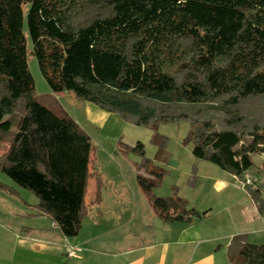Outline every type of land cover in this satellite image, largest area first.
I'll use <instances>...</instances> for the list:
<instances>
[{"label":"trees","instance_id":"1","mask_svg":"<svg viewBox=\"0 0 264 264\" xmlns=\"http://www.w3.org/2000/svg\"><path fill=\"white\" fill-rule=\"evenodd\" d=\"M88 15L79 21L81 16ZM29 56L54 94L77 99L128 123L188 121L195 158L236 176L264 215V118L247 127L243 102L264 97V0H0V173L38 199L67 238L88 213L92 139L59 105L36 96ZM222 114L221 121L207 118ZM143 156L137 182L165 223L204 222L174 190L154 191L164 171ZM262 182L247 183L251 171ZM144 172V173H142ZM99 176V175H98ZM97 184L94 202L102 196ZM13 188L0 181V191ZM230 264H264V245L232 237Z\"/></svg>","mask_w":264,"mask_h":264},{"label":"rangeland","instance_id":"2","mask_svg":"<svg viewBox=\"0 0 264 264\" xmlns=\"http://www.w3.org/2000/svg\"><path fill=\"white\" fill-rule=\"evenodd\" d=\"M87 16H81L79 21ZM28 63L35 80L36 96L43 102L57 101L92 139L90 168L96 175L90 180L87 202L95 197L99 180L104 199L119 200L132 211L130 215L141 211L147 220L152 219L149 200L137 182V166L144 158L132 150L140 142L144 145L146 158L165 173L161 185L154 191L155 195L171 197L176 190L179 196L188 200L189 207L199 211L211 210L212 216L208 221L216 225L223 237L245 234L249 243L264 245V215H259L253 200L236 176L194 157L193 145L187 142L190 122L159 123L156 132L158 142H155V132L149 127L128 123L116 114L121 122L109 118L101 120L97 113L111 114L77 99L72 92L54 94L41 74L36 58L29 56ZM89 106L98 112L90 116ZM241 111L248 119L247 127H251L257 117L264 118V97L243 102ZM206 117L217 123L221 121L222 114L209 112ZM4 146L0 143V157ZM253 160L260 168L264 156L256 155ZM246 178L248 184L254 181L256 186H260L262 172L251 171ZM0 181L19 189L22 194L17 195L18 199L22 201L25 198L27 190L17 186L5 174L0 173Z\"/></svg>","mask_w":264,"mask_h":264},{"label":"crops","instance_id":"3","mask_svg":"<svg viewBox=\"0 0 264 264\" xmlns=\"http://www.w3.org/2000/svg\"><path fill=\"white\" fill-rule=\"evenodd\" d=\"M97 115L121 122L114 114ZM9 186L12 192L0 191V264H230L226 250L233 235L223 237L209 223L212 212L204 222L167 224L153 211L148 220L141 211L130 215L125 204L104 199L102 192L98 203L87 202L79 235L67 238L49 216L37 213L36 197L25 191L21 201L20 190ZM68 245L83 252L68 258Z\"/></svg>","mask_w":264,"mask_h":264},{"label":"built area","instance_id":"4","mask_svg":"<svg viewBox=\"0 0 264 264\" xmlns=\"http://www.w3.org/2000/svg\"><path fill=\"white\" fill-rule=\"evenodd\" d=\"M55 227H56V224H55ZM82 252H83V249L79 246L68 245L65 247V253L68 258H77L79 257V254Z\"/></svg>","mask_w":264,"mask_h":264}]
</instances>
